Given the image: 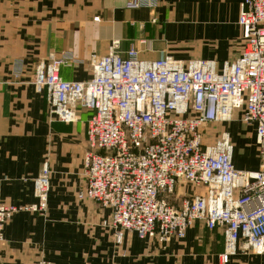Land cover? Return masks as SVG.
<instances>
[{"label": "built area", "instance_id": "1", "mask_svg": "<svg viewBox=\"0 0 264 264\" xmlns=\"http://www.w3.org/2000/svg\"><path fill=\"white\" fill-rule=\"evenodd\" d=\"M158 5V0H128L126 8ZM238 24L243 50L221 66L215 60L185 62L171 54L143 60L146 40L125 53L121 41L114 40L105 55L91 56L86 81L62 78L61 69L76 63L69 55L50 54L36 67L33 85L38 94H46L53 118L71 124L79 111L91 114L84 156L87 183L80 198L110 210L103 226L118 246L126 233H135L165 248L204 224L224 235L223 264L240 251L264 255V0H243ZM236 116L256 126L257 171L235 167L229 132L209 141L212 127ZM51 176L46 163L34 180L35 204L0 202V264L4 228L13 216L47 215Z\"/></svg>", "mask_w": 264, "mask_h": 264}, {"label": "crops", "instance_id": "2", "mask_svg": "<svg viewBox=\"0 0 264 264\" xmlns=\"http://www.w3.org/2000/svg\"><path fill=\"white\" fill-rule=\"evenodd\" d=\"M158 1L153 10H128V0H0V202L35 204L34 180L44 164L52 170L47 215L20 212L6 224L4 264H223L224 235L204 224L165 248L135 233H126L118 246L103 226L110 210L80 198L87 183L91 114L79 111L75 123H62L49 114L46 94L33 85L36 67L50 54L76 61L61 69L64 80L90 79L91 56L105 55L114 40L121 41L124 53L146 40L143 60L171 54L221 66L241 54L243 0ZM221 129L231 136L235 167L257 171L256 126L236 116ZM228 264H264V255L240 251Z\"/></svg>", "mask_w": 264, "mask_h": 264}, {"label": "rangeland", "instance_id": "3", "mask_svg": "<svg viewBox=\"0 0 264 264\" xmlns=\"http://www.w3.org/2000/svg\"><path fill=\"white\" fill-rule=\"evenodd\" d=\"M242 52V51H241ZM229 123V122H228ZM225 124H227V123H224V124H219V125H217V126H214V127H212V129H213V132H212V134L210 135V137H209V141L210 142H212L213 140H215V137L217 136V134L219 133V132H221V131H226V130H223V129H221L222 128V126H224ZM247 151H249L248 149H246ZM252 158V163H254L255 165L257 164V160H256V158L255 157H251ZM188 191H191L190 189H188ZM34 214H36V213H34Z\"/></svg>", "mask_w": 264, "mask_h": 264}]
</instances>
